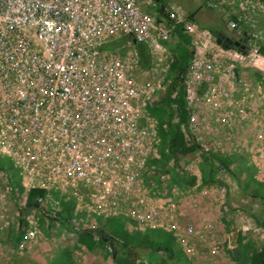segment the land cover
<instances>
[{
    "label": "rangeland",
    "instance_id": "374dc122",
    "mask_svg": "<svg viewBox=\"0 0 264 264\" xmlns=\"http://www.w3.org/2000/svg\"><path fill=\"white\" fill-rule=\"evenodd\" d=\"M246 1L256 5L257 9H239L240 5L246 6ZM115 4L122 10L104 17L105 25L100 29L105 30L97 40H115L130 34L135 42L140 40L148 45L150 63L147 68L141 65L133 40L118 43L112 51L93 57L97 56L112 68L131 64L137 86L148 90L152 96L156 95L157 88L166 89L171 83L169 65L171 60L177 62L179 54L174 48H178L180 40L169 29L168 19L159 12L162 7L169 18L181 22L182 29L192 37L191 55H194L184 75L190 87L203 92L208 86L218 88V85L227 84L228 81L222 83L220 74H226L229 67V95H241L243 88L249 87L255 95L251 97L252 103H245V106L259 114L252 111L253 116L245 119L241 96L238 99L232 97L229 102H208V93H204L197 95L202 98L198 99L199 104L194 96L191 104L194 103L195 121L190 131L205 147L222 150L230 157V169L216 172L220 182H202L198 151L186 155L179 151V167L174 166L171 156H167V161L161 165L152 163L153 160L146 162L138 170V191L126 193L118 170L106 160L102 176L106 178L108 192L98 194L105 196L111 207L119 205V195L124 198L121 201L125 207L119 208L121 213L118 210L115 216H99L80 211L71 199L73 209L61 218L58 216L60 201L67 199L49 182L58 177L63 162L44 159L42 152L48 149L44 141L56 137L63 129L48 127L32 111H24L23 119L15 114L11 123L6 122V127L0 128V264H114V258L125 257L128 249L132 260L127 264H250L251 253L264 248V226L261 224L264 221V56L256 51L258 43L264 42V6L258 5L257 0H163L162 4L155 0H133L132 10L124 11L120 2ZM2 5L0 0V8ZM95 6L100 8L98 2ZM240 12L245 16L238 19L235 13ZM231 20L236 22L235 26L229 23ZM198 25L225 32L245 47L224 46L223 40L218 43L214 34ZM43 57L48 63L56 60L49 48L45 49ZM48 68L32 64H0V116L4 110L12 113L13 107L20 106L17 99H5L20 86V82L11 79L12 75L22 74L26 86L34 92L40 82L36 80L38 74L45 73ZM4 71L8 73L7 79H4ZM205 76H208V83L204 85ZM98 87L104 86L98 84ZM103 91L108 93L107 89ZM108 101L104 96V103ZM156 101L157 98L148 110L138 111L134 107L128 116L148 122L151 128L145 131L150 134L143 136L156 153H164L167 137L163 136L164 130L155 125V116L151 112ZM225 103L231 112L229 116L224 110ZM81 113L74 116L80 118ZM226 120L228 125L224 123ZM173 121L178 119L175 117ZM14 125L19 128L12 133L9 128ZM184 136L188 139L185 132ZM53 166L54 172H44ZM158 166L168 168L161 172L160 184L152 176ZM173 168H182L186 174L183 172L181 176L177 169L179 175H175ZM190 175L196 177L195 182L192 185L182 183L181 177L190 180ZM33 187L45 188L36 206L27 204L28 191ZM79 191L88 192L83 184ZM116 217L122 219V224L114 220ZM112 228L121 229L122 234H113ZM83 229L93 230L95 239L99 238L97 230L100 229L109 240L88 248L77 239L76 231ZM147 229H155L157 232L152 236L170 244V254L148 247L147 239L142 235ZM128 234L132 238L129 239ZM123 243L127 250L121 246ZM115 252L117 255H113Z\"/></svg>",
    "mask_w": 264,
    "mask_h": 264
},
{
    "label": "built area",
    "instance_id": "2783aa9c",
    "mask_svg": "<svg viewBox=\"0 0 264 264\" xmlns=\"http://www.w3.org/2000/svg\"><path fill=\"white\" fill-rule=\"evenodd\" d=\"M1 1L4 5L0 8L2 25L0 64L2 66L32 64L49 66V68L45 73L38 74L36 80L40 82L34 92L26 86L22 74L12 75L11 79L20 82V86L14 88L11 95L5 99H17L20 106L13 107L12 113H9L7 109L2 112L0 128L1 126L5 128L6 122L11 123L15 114L23 119L24 111H32L44 120L48 127L63 129V132H59L56 137L44 141L48 149L43 150L42 158L63 162L58 177L49 183L53 184L54 190L64 193L68 201L74 199L76 209L80 211L95 213L99 216L110 214L115 216L118 210L121 213L119 208L125 207L121 201L124 198L119 195V205L114 204L111 207L105 196L98 194L108 192L106 178L102 176L105 161H111L113 168L118 170V178L124 181L126 193L133 190L134 194L138 191L137 178L140 177L138 172L140 166L143 168L144 163L160 158L161 153H156L152 144L143 136L144 133V135L149 133L145 129L151 128L148 122L134 120L128 116V113H132L134 107L138 108V111H143L144 108L150 109L152 107L150 104L156 98L158 101L156 96L158 91L165 89L157 88L156 95L152 96L151 92L137 86L131 64H120V67L112 68L106 66L97 56L93 57L94 54L112 51V48H103V46L114 38L97 40L105 30L100 29L101 25H105L104 17L116 15L122 10L121 7L116 6V1L122 4L124 11L132 10L133 0ZM97 2L100 7L98 9L95 6ZM257 4L264 6L262 0H257ZM239 9L255 10L257 6L246 1V6L240 5ZM235 15L241 19L245 13L240 12ZM229 23L232 26L236 24L232 20ZM169 29L172 28L169 27ZM156 47L161 48L160 45ZM46 48L54 52L55 61L48 63L45 60L43 52ZM256 49L258 52V47ZM90 52L92 56L89 55ZM171 61V64L174 63L173 60ZM3 73L4 79H7L8 73L5 71ZM225 73L220 74V79L222 83L228 81L227 84L218 85V88L208 86L203 92H199V88L192 89L185 76L181 80L186 86V101L190 109L189 128L195 121L192 99L196 96L195 102L199 104L197 101L202 98L198 96L204 93H208L206 95L208 102L213 100L229 102L241 96L240 104L244 103L243 117L247 119L254 113L259 114L253 110L254 113L249 111V106H245V103H252L251 97L255 95L249 87L243 88L241 95L234 97L233 94L229 95V67ZM201 75L202 72L199 77ZM207 78L208 76L204 77V85L208 81ZM98 84L104 87L100 89ZM103 89H107L108 93H105ZM7 91L10 93V88H7ZM103 95L109 100L108 103H104ZM175 95L176 92L172 94V97ZM148 102L150 103L147 106ZM226 104L224 110L229 116L231 112ZM78 112H82L80 118L74 116V114L78 116ZM153 118L155 125L160 126L161 130L166 128L165 125L161 126L155 117ZM249 122L248 120V126ZM224 123L228 125L229 121L226 120ZM18 128L14 125L9 129L13 133ZM183 130L188 136L185 129ZM191 133L193 134L192 131ZM195 138L203 148L215 149L205 147L199 138L196 136ZM140 140L142 142L138 144ZM148 155L151 156L148 157ZM54 169V166L46 168L44 172H54ZM29 171H32V168ZM162 177L160 172L159 181L155 180V182L160 184ZM81 184L88 190L87 194L79 191ZM133 187L135 190L132 189ZM41 198H38V202ZM172 205L174 206V203Z\"/></svg>",
    "mask_w": 264,
    "mask_h": 264
},
{
    "label": "trees",
    "instance_id": "16d2710c",
    "mask_svg": "<svg viewBox=\"0 0 264 264\" xmlns=\"http://www.w3.org/2000/svg\"><path fill=\"white\" fill-rule=\"evenodd\" d=\"M157 3L162 4L163 0H155ZM264 2V0H262ZM169 27L172 28L174 35L180 40L178 43V48H174L176 52H178V59L176 63H172L169 70V75L171 77V83L166 87V89L158 91V101L156 102V107L151 109L153 116L156 117L158 123L162 126L165 125L166 128L163 131V136L167 137V142L164 147V153H161L160 158H155L152 163H156L157 165L164 164L167 161V156H171L173 158V163L175 167H179L178 165V152L181 151L184 155L187 153L198 151L199 159H200V172L201 179L204 184L218 183L220 179L216 175V172L221 170H229L230 169V157L227 153H224L215 149H206L203 148L199 143H197L195 136L191 133L189 128V119H190V109L187 105L186 101V86L183 84L181 80L184 79V75L187 72V67L189 64V60L191 58V53L193 51L192 37L190 33L184 32L183 24L181 22H174L168 18ZM200 28L208 29L212 34L217 37V32H222L220 30H216L213 27H203L202 25H198ZM225 33V32H222ZM226 34V33H225ZM228 35V34H227ZM130 37V39H128ZM134 38L127 34L122 38L112 40L105 44L103 48H114L118 43H122L124 41H131ZM136 54L138 56L139 62L145 68L148 67L150 63V56L147 45L139 40L133 42ZM224 46L231 47L228 42L223 43ZM258 52H260L264 56V42H259ZM168 48V47H167ZM172 51V47L170 48ZM169 49V50H170ZM244 49V48H243ZM177 69V72L174 70ZM176 92V95L172 97V94ZM177 118L178 121L174 122V118ZM187 132L188 139L184 136V130ZM168 168L157 167L155 169L153 177L155 180L159 181L160 172L167 171ZM180 169V175H183L182 168ZM173 168V172L175 175H179L178 170ZM186 174V173H185ZM180 176V177H181ZM188 177V176H187ZM196 180L195 176L190 175V180L181 177L182 183L186 185H192ZM257 190H255L256 192ZM44 194V189L39 187L30 188L27 194V204L36 206L38 203V198L42 197ZM61 209L58 212V216L61 218L65 212H68L73 209L71 202L68 200L64 201L61 199ZM59 203V204H60ZM264 226V221L261 222ZM113 233L115 235H121V229L115 230L113 228ZM77 232V239L81 244H85L88 248H93L99 244L100 241L107 240L103 234V232L98 229L97 233L99 234V238L95 239L93 236V230L91 229H83ZM155 229H147L142 233L144 237H146L147 245L153 250L163 249L167 252V254L171 253V247L169 243H165L159 240L157 236L153 233H156ZM146 234V236H145ZM127 238V237H126ZM128 238H132L128 234ZM109 240V239H108ZM123 248H126V243L121 245ZM127 250V248H126ZM113 255H117V253H113ZM129 249L127 250V254L125 257H115L114 264H127L130 260L129 258ZM250 264H264V248L259 251H253L250 256Z\"/></svg>",
    "mask_w": 264,
    "mask_h": 264
},
{
    "label": "water",
    "instance_id": "95a60500",
    "mask_svg": "<svg viewBox=\"0 0 264 264\" xmlns=\"http://www.w3.org/2000/svg\"><path fill=\"white\" fill-rule=\"evenodd\" d=\"M224 36H221V38H217V42L220 43L222 41ZM226 42H228L230 45H234L238 48H244L245 45H243L239 40H232L230 37H226V39H224ZM133 42H135V40L133 39Z\"/></svg>",
    "mask_w": 264,
    "mask_h": 264
},
{
    "label": "flooded vegetation",
    "instance_id": "af4514ba",
    "mask_svg": "<svg viewBox=\"0 0 264 264\" xmlns=\"http://www.w3.org/2000/svg\"><path fill=\"white\" fill-rule=\"evenodd\" d=\"M159 12L162 13V16H163V17H165V18H167V19L169 18V15H168L166 12L163 11L162 7L159 8ZM169 19H170V18H169ZM221 36H224L223 39H222L224 42H226L224 39H226V37H229V36H228L227 34H225V33L217 32V38H219V37L221 38ZM230 38H231V37H230ZM231 39H232V38H231ZM131 260H132V257L130 258V261H131Z\"/></svg>",
    "mask_w": 264,
    "mask_h": 264
},
{
    "label": "crops",
    "instance_id": "0c3cea01",
    "mask_svg": "<svg viewBox=\"0 0 264 264\" xmlns=\"http://www.w3.org/2000/svg\"><path fill=\"white\" fill-rule=\"evenodd\" d=\"M170 70V69H169ZM168 74H169V72H168ZM254 94H255V92H253ZM252 101H253V98H252ZM249 126H250V124H249ZM114 220H116L117 222H119L120 224H122V219H118V217H116V218H114ZM113 228L111 229V232L113 233ZM114 234V233H113Z\"/></svg>",
    "mask_w": 264,
    "mask_h": 264
},
{
    "label": "bare ground",
    "instance_id": "6f19581e",
    "mask_svg": "<svg viewBox=\"0 0 264 264\" xmlns=\"http://www.w3.org/2000/svg\"><path fill=\"white\" fill-rule=\"evenodd\" d=\"M200 121V120H199ZM22 189V188H21ZM26 205V204H25Z\"/></svg>",
    "mask_w": 264,
    "mask_h": 264
}]
</instances>
